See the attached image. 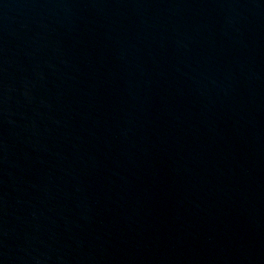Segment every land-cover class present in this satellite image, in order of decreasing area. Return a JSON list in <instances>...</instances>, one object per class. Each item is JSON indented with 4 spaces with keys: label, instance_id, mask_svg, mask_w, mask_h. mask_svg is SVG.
I'll return each mask as SVG.
<instances>
[{
    "label": "water",
    "instance_id": "95a60500",
    "mask_svg": "<svg viewBox=\"0 0 264 264\" xmlns=\"http://www.w3.org/2000/svg\"><path fill=\"white\" fill-rule=\"evenodd\" d=\"M0 264H264V0H0Z\"/></svg>",
    "mask_w": 264,
    "mask_h": 264
}]
</instances>
